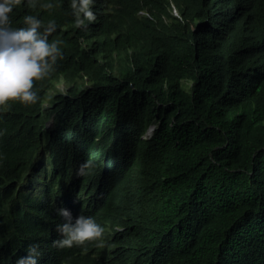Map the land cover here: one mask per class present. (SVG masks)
Wrapping results in <instances>:
<instances>
[{
	"label": "trees",
	"instance_id": "16d2710c",
	"mask_svg": "<svg viewBox=\"0 0 264 264\" xmlns=\"http://www.w3.org/2000/svg\"><path fill=\"white\" fill-rule=\"evenodd\" d=\"M43 2L9 13L64 43L39 99L0 112V264L33 244L37 264H264V0H95L87 27ZM62 207L103 246L56 247Z\"/></svg>",
	"mask_w": 264,
	"mask_h": 264
},
{
	"label": "clouds",
	"instance_id": "9594fccd",
	"mask_svg": "<svg viewBox=\"0 0 264 264\" xmlns=\"http://www.w3.org/2000/svg\"><path fill=\"white\" fill-rule=\"evenodd\" d=\"M32 2L34 5L35 0ZM21 3L22 0H0V112L7 110L10 106L9 101L35 103L39 95L33 87L34 81L47 77L54 70L57 59L63 55L61 45L64 41L48 38L57 27L54 19H49L45 25L38 16L25 14L24 26H12L9 13ZM94 3L95 0H71L74 24L77 27H87L88 23L96 20V14L92 10ZM40 7L51 9L52 0H44ZM170 7L171 14L177 17L175 7L173 5ZM139 14L144 13L140 11ZM62 82L65 90L54 89V86ZM67 88L64 81H60L49 86L47 96L63 95ZM152 130L153 127L150 126L143 137L149 136ZM91 167H93L91 160L84 161L77 168V175H84ZM57 213L63 217V222L56 225L58 232L61 233V237L53 241L56 247H72L85 241H95L103 246L105 228L92 216L81 214L73 218L71 212L63 207L57 209ZM27 252L28 255L18 258L16 264H37L40 255L38 246L30 245Z\"/></svg>",
	"mask_w": 264,
	"mask_h": 264
},
{
	"label": "rangeland",
	"instance_id": "374dc122",
	"mask_svg": "<svg viewBox=\"0 0 264 264\" xmlns=\"http://www.w3.org/2000/svg\"><path fill=\"white\" fill-rule=\"evenodd\" d=\"M174 12V11H173ZM78 82H79V80H78ZM78 84H80V85H82V87H87V83L86 82H79ZM54 89H56V90H61V91H63V89H64V84H63V82L62 83H60L59 85H57V86H54ZM51 90V89H50ZM65 90V89H64ZM51 92V91H50ZM50 96H52L51 94H50ZM48 99V98H47ZM46 107V104H44L43 105V108H45ZM51 125V121L50 120H48L46 123H45V126L46 127H49Z\"/></svg>",
	"mask_w": 264,
	"mask_h": 264
}]
</instances>
